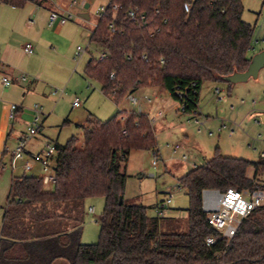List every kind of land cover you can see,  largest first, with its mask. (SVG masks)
Segmentation results:
<instances>
[{"label":"trees","instance_id":"obj_1","mask_svg":"<svg viewBox=\"0 0 264 264\" xmlns=\"http://www.w3.org/2000/svg\"><path fill=\"white\" fill-rule=\"evenodd\" d=\"M28 1L41 4L0 0L15 7ZM132 7L145 22L129 20ZM243 9L242 0H109L89 40L110 55L91 57L83 74L117 104L140 88L160 86L183 112L193 113L203 81L248 68L253 26ZM82 135L81 141H55L52 189L37 175L12 177L0 224V264H51L59 257L69 264H264V204L243 218L230 239L209 224L203 209L205 189H264V156L250 161L222 155L217 147L179 177L189 197L186 216L159 217L125 199L130 151L157 144L148 114L118 109L106 120L90 116ZM98 195L105 199L99 238L82 243L84 202ZM211 236L215 241L208 244Z\"/></svg>","mask_w":264,"mask_h":264},{"label":"rangeland","instance_id":"obj_2","mask_svg":"<svg viewBox=\"0 0 264 264\" xmlns=\"http://www.w3.org/2000/svg\"><path fill=\"white\" fill-rule=\"evenodd\" d=\"M51 1L56 4L53 8L61 3L73 12V17L53 38L43 32V27L47 26V3L40 5L29 1L17 9L0 4V9L7 17L18 14L12 23L0 25V45L4 42L12 44V73L21 81L19 89L9 85L12 97L24 108V119L28 122L34 120L32 108L36 104L42 109L37 123L39 130L27 140V148L39 152L47 143H65L72 136L81 141L82 125L87 124L90 116L106 120L118 109L131 111V108L138 110L141 107L153 118L155 112L161 110L162 115L156 116L153 122L157 138L155 149H132L126 164L128 177L125 199L130 203L146 205L150 215L155 214L152 206L166 196L167 188L176 185L180 188L174 189L170 207L173 214L185 212L189 197L179 177L211 158L217 147L222 155L250 161L260 159L264 152V67L257 76L231 84L223 80L203 81L195 113L178 109V103L160 86L143 87L133 93L138 99L137 103L126 96L117 104L101 91L97 81L83 74L88 60L97 58L101 49L89 40V36L99 19L97 10L109 0H89L88 8H85L86 0H78L79 3L73 7L69 5L70 0ZM242 3V17L253 26L251 47L248 50L249 56H252L264 49V0H242ZM84 12L89 14V18L81 16ZM26 43L33 45V54L27 55L23 51ZM78 45L84 48L80 56L76 55ZM23 76L25 80H22ZM3 77H8L11 83L9 72L0 74V78ZM75 98L80 101L79 106L73 105ZM27 127H22L24 132ZM14 140L10 137L8 148L16 146ZM155 150L157 156L154 155ZM155 158L156 163H153ZM4 160H9L8 153ZM7 170L5 188L0 187L1 223V214L4 213L9 196L11 165L7 166ZM24 172L23 160H18L14 174L22 175ZM26 172L37 176L51 173L40 166ZM253 172V167H250L248 174L252 175ZM260 178L264 180V172ZM52 187L53 183L44 184L46 190ZM90 206L94 207V212L88 211ZM104 206L105 199L101 195L85 200L80 236L82 243L98 240Z\"/></svg>","mask_w":264,"mask_h":264},{"label":"built area","instance_id":"obj_3","mask_svg":"<svg viewBox=\"0 0 264 264\" xmlns=\"http://www.w3.org/2000/svg\"><path fill=\"white\" fill-rule=\"evenodd\" d=\"M78 0H70V7L78 4ZM106 5H102L97 13L103 14L106 11ZM186 10L189 9L190 3L186 2L184 4ZM114 9H119L120 5L113 4ZM73 17V12H71L68 8L64 7L61 3L57 5L56 8L50 11L49 15V24H53L58 21L61 24L66 23ZM127 17L129 20L143 23L146 20V16L143 12L139 10L138 7H132L127 11ZM115 18V17H114ZM111 30L115 29L114 22L109 24ZM24 51L26 54L31 55L34 52L33 45L31 43H26L24 45ZM100 51L97 59H103L110 55V50L106 47H100ZM84 51V48L81 45L76 47V55L80 56L81 52ZM22 80H25V76L22 77ZM3 82L5 84H9L10 80L8 77H3ZM218 90V89H217ZM134 103L137 102V99L133 96H129ZM81 103L78 98H75L73 101L74 106H79ZM178 109L182 110L184 107L178 103ZM19 110V105L17 103L10 104V118L14 119ZM34 111V120L33 122L27 123V130L22 132L16 146L12 149H7L11 153V167L14 169L16 167V162L19 159H23V167L25 171H30L33 168L34 162H40L44 171H51V173H45L41 175L42 182L44 184L53 183L55 181V160H56V146L54 143H47L45 150L39 153H29L27 150V140L35 136L37 131L39 130V126H37L38 120L40 118V114L42 113L41 106L37 104L33 107ZM195 113V112H193ZM162 114V112H159ZM154 155L157 156V152L154 151ZM262 156H264V152H262ZM27 157V158H25ZM25 158V159H24ZM153 163H156V158ZM180 188L179 185L168 187L165 191L166 196L160 201L154 204V215L159 217H166L170 215L171 207L170 204L173 200L175 188ZM264 204V189L256 187L253 189L243 188L237 189L230 187L225 191H219L217 189H205L203 191V209L207 213V219L209 224L215 229L221 232V235L225 238L230 239L237 232V229L246 216H248L252 211L256 208ZM89 212H94V207L90 206L88 209ZM215 241V237H208L206 242L208 244L213 243Z\"/></svg>","mask_w":264,"mask_h":264},{"label":"crops","instance_id":"obj_4","mask_svg":"<svg viewBox=\"0 0 264 264\" xmlns=\"http://www.w3.org/2000/svg\"><path fill=\"white\" fill-rule=\"evenodd\" d=\"M28 2H26V4ZM41 3H47L48 4V16L46 18V25L47 26L43 27V32L45 34H47L48 36H50L51 38H53L54 35H56V34L59 35V33L63 30L64 25L66 23L61 24L58 21H56L53 24H49L50 11L52 9H54L53 6L56 4H53V2L51 0H41ZM86 3H88L90 6L89 0H86ZM0 4L6 5L7 3L0 2ZM7 5L12 7L13 9L21 8V7L12 6L10 4H7ZM24 6H22V7H24ZM16 15H18V14H13V15L7 17L6 14L4 13V11H2V9H0V25H2L3 23H12L14 21V19L16 18ZM23 47H24V45H23ZM11 48H12V44L10 42H4L3 45H0V74L9 72V74L11 75V78H10L11 83H9V84H5L3 82V78H0V187L2 186L3 188H5L4 183L6 184V182H7V173H8L7 166L11 165V159H12L11 153L9 151H7V149H10V148H8L7 144L9 142L10 137H13V138H15L14 145H16L21 133L24 132L22 127L24 125L26 126L28 123V121H26L24 119L25 118L24 108L22 107L21 104L17 103L18 101H15L16 100L15 98L12 97L13 92L9 88V85L11 86V84H12L15 88L19 89L20 88L19 82H21L20 78L17 77V75L15 73H12L14 71V67L11 64V62H12L11 61V53H10ZM23 51H24V48H23ZM31 84H32V82L30 83L29 86H31ZM139 90L140 89L134 91L133 93H135ZM133 93L129 94L128 96H130V95L133 96ZM154 93H156V91ZM134 98H136V97H134ZM3 99L4 100L6 99L8 101H4ZM15 102L19 105V110L16 114V117L14 119H11L9 116L10 104L15 103ZM137 102H138V99H137ZM131 110H136V109L131 108ZM32 111H33V108H32ZM136 111H142V112L147 113L151 119L152 125H153V122L156 121V116L158 117V116L162 115V114H159V112H161V110L156 111L153 118L151 117L149 112L143 110L141 107H139V109ZM102 120H104V119H102ZM17 126H19L20 128H17ZM54 144H55V142H54ZM27 150L29 153H39V152H43L45 150V148H43L39 152L33 151L29 148H27ZM155 151L157 152V150H155ZM7 153L9 155V160L5 161L4 159H5V156ZM25 158H27V157H25ZM19 160H23V159H19ZM37 166H40V168H42L40 162H34L32 170H34V168H36ZM11 169H12V167H11ZM16 169H17V162H16V167L11 170L12 176L9 179L10 180L9 181L10 182L9 188L11 185L12 177L15 175L14 171ZM22 174H30V173L25 171ZM184 211L185 212H179L178 214H173V210L171 209L169 216H180V217L186 216L187 212H186V210H184ZM2 216L3 215L1 214V217ZM2 221H3V219H2ZM51 264H69V261L66 258L59 257V258L54 259Z\"/></svg>","mask_w":264,"mask_h":264},{"label":"water","instance_id":"obj_5","mask_svg":"<svg viewBox=\"0 0 264 264\" xmlns=\"http://www.w3.org/2000/svg\"><path fill=\"white\" fill-rule=\"evenodd\" d=\"M89 4H85V8H88ZM81 16L84 18H89V14L87 12L81 13ZM264 67V49L254 53L251 56L250 63L248 68L244 71H236L229 75L219 76L223 81L234 83L238 81H243L248 79L251 76H257L258 72L261 68ZM122 201V196H120V202Z\"/></svg>","mask_w":264,"mask_h":264}]
</instances>
